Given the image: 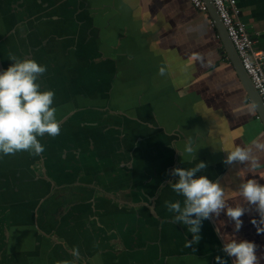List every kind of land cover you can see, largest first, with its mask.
I'll return each mask as SVG.
<instances>
[{
	"label": "crops",
	"instance_id": "obj_1",
	"mask_svg": "<svg viewBox=\"0 0 264 264\" xmlns=\"http://www.w3.org/2000/svg\"><path fill=\"white\" fill-rule=\"evenodd\" d=\"M238 4L264 53V0ZM11 56L46 66L37 82L55 93L61 131L38 138L41 155L0 154V264H232L217 229L254 242L264 264L254 210L238 232L223 212L203 220L189 248L165 207L183 201L171 171L199 162L197 178L219 181L233 206L241 181L264 185V169L223 163L264 142V125L208 12L189 0H0L5 70ZM189 141L196 154L180 155Z\"/></svg>",
	"mask_w": 264,
	"mask_h": 264
},
{
	"label": "clouds",
	"instance_id": "obj_2",
	"mask_svg": "<svg viewBox=\"0 0 264 264\" xmlns=\"http://www.w3.org/2000/svg\"><path fill=\"white\" fill-rule=\"evenodd\" d=\"M200 58L199 54L193 56V59ZM10 61L11 65L0 72V154L14 155L26 151L30 155H41L45 148L38 138L45 134L54 138L61 131V121L57 119V109L53 107L55 93L42 91L37 82L45 74L46 66L34 59H18L15 56H11ZM159 74H165L163 67L159 69ZM196 152L197 149L189 141L180 155L193 156ZM226 153L223 161L226 165H243L250 173L264 169L256 154L264 153V142L260 138L252 139L247 146L237 145ZM206 167V163L199 162L188 169L174 168L170 173L178 180L169 185L183 201L165 202V207L174 213L172 222L186 226L191 233L192 240L187 241L185 246L190 248L200 241L203 220L219 217L222 212L234 222V231L238 232L243 223L241 217L245 212L254 210L259 220L253 219L251 223L256 227L257 234H264V185L257 179L241 181L236 189L241 202L233 206L227 202L225 189L219 181H212L204 175L197 178V174ZM217 234L223 241L222 252L234 258L232 264H259L258 246L254 242L238 241L219 229ZM72 255L78 259V250L73 249ZM216 264H227V260L217 256Z\"/></svg>",
	"mask_w": 264,
	"mask_h": 264
},
{
	"label": "built area",
	"instance_id": "obj_3",
	"mask_svg": "<svg viewBox=\"0 0 264 264\" xmlns=\"http://www.w3.org/2000/svg\"><path fill=\"white\" fill-rule=\"evenodd\" d=\"M189 1L197 10L208 12V6L204 0ZM211 1L226 28L244 70L264 104V53L254 47V39L242 18V9L238 0Z\"/></svg>",
	"mask_w": 264,
	"mask_h": 264
},
{
	"label": "water",
	"instance_id": "obj_4",
	"mask_svg": "<svg viewBox=\"0 0 264 264\" xmlns=\"http://www.w3.org/2000/svg\"><path fill=\"white\" fill-rule=\"evenodd\" d=\"M204 2L208 6V13L210 17L212 18V21L214 23V26L216 30L218 31V34L220 36V39L222 41V44L224 46V50L228 56V59L230 60V63L233 65L234 69L236 70V73L238 74L244 88L246 89L251 102L253 103L259 118L261 119L263 125H264V104L260 99V96L258 95L256 89L254 88L250 77L244 70L241 61L238 57V54L227 34L226 28L223 25L217 10L215 9L213 3L211 0H204ZM3 66L0 60V72H3Z\"/></svg>",
	"mask_w": 264,
	"mask_h": 264
},
{
	"label": "flooded vegetation",
	"instance_id": "obj_5",
	"mask_svg": "<svg viewBox=\"0 0 264 264\" xmlns=\"http://www.w3.org/2000/svg\"><path fill=\"white\" fill-rule=\"evenodd\" d=\"M4 69V68H3ZM5 70V69H4Z\"/></svg>",
	"mask_w": 264,
	"mask_h": 264
}]
</instances>
